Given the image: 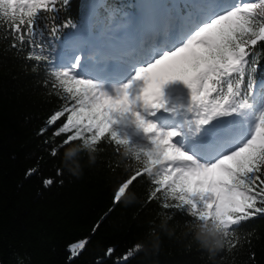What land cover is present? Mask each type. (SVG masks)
<instances>
[{
    "label": "snow or ice",
    "instance_id": "6c2138e0",
    "mask_svg": "<svg viewBox=\"0 0 264 264\" xmlns=\"http://www.w3.org/2000/svg\"><path fill=\"white\" fill-rule=\"evenodd\" d=\"M69 3L0 0V30L11 36L12 48L27 49L33 72L43 66L45 85L63 102L47 120L51 126L63 118L54 136L65 138L51 155L64 149L68 164L81 149L111 146L131 168L114 202L147 178L149 202L190 216L197 233L214 226L224 247L234 248L240 225L264 216V81L258 87L256 81L264 0L144 4L138 32H149L151 42L118 35L135 21L132 12L113 27L91 16L78 25L60 16ZM88 242L71 244L72 256Z\"/></svg>",
    "mask_w": 264,
    "mask_h": 264
},
{
    "label": "trees",
    "instance_id": "16d2710c",
    "mask_svg": "<svg viewBox=\"0 0 264 264\" xmlns=\"http://www.w3.org/2000/svg\"><path fill=\"white\" fill-rule=\"evenodd\" d=\"M99 1L70 0L60 16L78 25L82 16H91L105 28L123 24L124 13L138 18L137 0L95 6ZM11 43L0 30V264H264V216L242 223L234 233L236 246L225 242L213 256L197 239L190 216L148 201L147 178L114 202L131 168L111 146L81 149L74 163L64 162V149L53 157L51 149L65 138L54 136L63 118L51 126L46 120L63 102L45 85L43 66L33 72L36 62L24 59L27 49L18 52ZM256 81L257 87L264 81V53ZM46 179L53 184L46 187ZM85 238L86 247L72 256L70 245ZM137 244L140 250L124 260ZM109 248L114 252L106 255Z\"/></svg>",
    "mask_w": 264,
    "mask_h": 264
},
{
    "label": "clouds",
    "instance_id": "9594fccd",
    "mask_svg": "<svg viewBox=\"0 0 264 264\" xmlns=\"http://www.w3.org/2000/svg\"><path fill=\"white\" fill-rule=\"evenodd\" d=\"M72 155L76 154L75 149L69 150ZM68 153H66L67 157ZM197 239L200 241L201 245L208 249V251L214 256L217 252L221 251L224 247V237L221 232L217 231L214 226L209 225L207 231L201 229L197 233ZM211 241L209 243L208 241Z\"/></svg>",
    "mask_w": 264,
    "mask_h": 264
},
{
    "label": "rangeland",
    "instance_id": "374dc122",
    "mask_svg": "<svg viewBox=\"0 0 264 264\" xmlns=\"http://www.w3.org/2000/svg\"><path fill=\"white\" fill-rule=\"evenodd\" d=\"M103 0H100L99 2H94V5L97 6L100 3H102ZM139 2L138 5H136L139 13H138V18L135 22L132 23V25L129 26V29L127 30V32L125 34L119 33L118 35L120 36L121 39L125 40L124 38H129L127 39V41L132 42V40H134L135 42L140 40L141 38H146L149 35V32L145 31V33L141 34L140 32H138V26L137 23H139L138 20H140V11L141 8L144 4L147 3H157V4H166V1L168 0H155L154 2H151L150 0H137ZM161 26H163V24L161 23ZM145 41L147 42H151V38L146 39ZM95 53H91L90 55H94Z\"/></svg>",
    "mask_w": 264,
    "mask_h": 264
},
{
    "label": "bare ground",
    "instance_id": "6f19581e",
    "mask_svg": "<svg viewBox=\"0 0 264 264\" xmlns=\"http://www.w3.org/2000/svg\"><path fill=\"white\" fill-rule=\"evenodd\" d=\"M49 118H50V117H49ZM49 118H48V119H49ZM48 119H47V120H48ZM47 120H46V124H47Z\"/></svg>",
    "mask_w": 264,
    "mask_h": 264
}]
</instances>
